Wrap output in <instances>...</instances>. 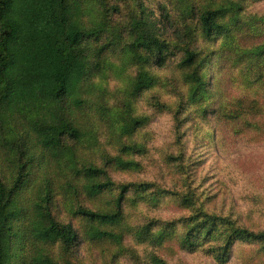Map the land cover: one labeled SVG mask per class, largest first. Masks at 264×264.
Listing matches in <instances>:
<instances>
[{
	"label": "rangeland",
	"instance_id": "374dc122",
	"mask_svg": "<svg viewBox=\"0 0 264 264\" xmlns=\"http://www.w3.org/2000/svg\"><path fill=\"white\" fill-rule=\"evenodd\" d=\"M233 1L242 3L239 23L231 24L229 30L212 40L199 37L190 42L199 54L198 64L192 68L178 64L181 53L177 50L185 44V24L179 25L167 14L158 19L162 36L179 47L167 67H146L153 83L137 96L131 93V85L138 66L126 48V25L137 11V2L107 0V8H118L110 14L96 5L87 7L85 24L104 21L109 29L100 40L89 42L93 70L85 82V104L76 113V124L85 139L69 144L77 146L81 162L104 167L115 187L99 198L80 191L75 194L67 186L74 176L65 162L49 165L45 182L51 186L52 213L78 231V240L70 251L60 244L48 249L54 261L222 264L226 260L224 264H264L261 244L238 242L228 253L223 252L224 221L254 233L264 232V78L257 71L260 66L252 65L250 53L254 46L264 45V0ZM144 4L156 10L157 17V8L162 5L173 12L170 0H144ZM111 30L120 32L119 44H110ZM194 72L211 74V81L205 76L208 94L200 102L189 99L194 85L189 75ZM135 118L142 119L143 125L125 134V125ZM124 146L139 150L124 152ZM117 158L135 166L121 169L113 162ZM10 159L5 161L0 155V170L6 179L13 173ZM45 182L23 198L33 200L37 190L43 191ZM122 184L150 188L129 192L123 205L125 234L121 246L90 242L84 222L73 214L75 207L110 209L117 186ZM187 196L192 205L181 201ZM202 213L219 218L223 224L207 240H197L192 251L183 239ZM162 233L167 237L159 245L153 242L160 241Z\"/></svg>",
	"mask_w": 264,
	"mask_h": 264
},
{
	"label": "trees",
	"instance_id": "16d2710c",
	"mask_svg": "<svg viewBox=\"0 0 264 264\" xmlns=\"http://www.w3.org/2000/svg\"><path fill=\"white\" fill-rule=\"evenodd\" d=\"M135 1L137 11L126 25V48L138 66L131 85L133 96L153 83L146 67H167L179 47L177 44L173 47L162 36L158 19L167 14L179 25L185 24L182 33L185 44L177 41L184 44L177 50L181 53L178 64L192 68L198 64L199 54L190 42L199 37L212 40L223 34L231 24L239 23L243 8L240 1L233 0H170L173 12L162 5L157 8V17L156 10H150L144 0ZM93 5L104 14L118 11L117 7L107 8V0H0V155L5 156V161L11 157L13 170L9 179L0 170V264H59L48 256V249L60 244L65 251H70L77 242V229L71 223L59 221L52 213L51 186L45 182L50 164L65 162L68 172L74 176L67 186L75 194L80 191L88 197L99 198L114 190L108 171L81 162L77 146L69 144H80L85 139L76 124V113L85 104L82 101L85 82L93 70L89 42L100 40L109 29L104 21L93 22L92 26L85 24L86 9H92ZM225 20L228 22L224 23ZM109 34L110 44H119L120 32L111 30ZM250 53L252 65L260 66L257 71L264 78V45L254 46ZM205 76H210L211 81V74L189 75L194 82L189 94L192 102L206 98ZM143 123L140 118L131 120L125 125V134L134 132ZM122 150L139 149L124 146ZM113 162L121 169L135 166L119 158ZM42 181L46 186L43 191L37 190L33 200L23 198L33 192L34 186H42ZM133 188L148 190L150 187L117 186V196L107 210L80 204L75 207L73 214L84 222L85 236L90 242H113L121 246L125 234L123 205ZM181 201L193 204L188 196ZM202 214L183 239L189 250H195L197 240H207L223 223L224 253L238 242L264 245V232L254 233ZM166 237L162 233L160 241L153 242L159 245ZM215 256L218 258L219 254Z\"/></svg>",
	"mask_w": 264,
	"mask_h": 264
}]
</instances>
